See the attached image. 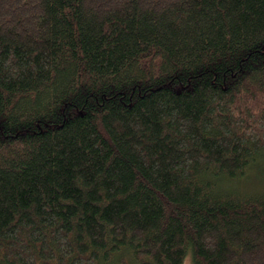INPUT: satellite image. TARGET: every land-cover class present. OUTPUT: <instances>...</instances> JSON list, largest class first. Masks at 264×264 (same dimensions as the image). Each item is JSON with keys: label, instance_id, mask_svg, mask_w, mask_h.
I'll use <instances>...</instances> for the list:
<instances>
[{"label": "trees", "instance_id": "obj_1", "mask_svg": "<svg viewBox=\"0 0 264 264\" xmlns=\"http://www.w3.org/2000/svg\"><path fill=\"white\" fill-rule=\"evenodd\" d=\"M264 264V0H0V264Z\"/></svg>", "mask_w": 264, "mask_h": 264}, {"label": "rangeland", "instance_id": "obj_2", "mask_svg": "<svg viewBox=\"0 0 264 264\" xmlns=\"http://www.w3.org/2000/svg\"><path fill=\"white\" fill-rule=\"evenodd\" d=\"M182 264H193V261H192V259H191V257H190V254H187V255L185 256V259H184V261H183Z\"/></svg>", "mask_w": 264, "mask_h": 264}]
</instances>
